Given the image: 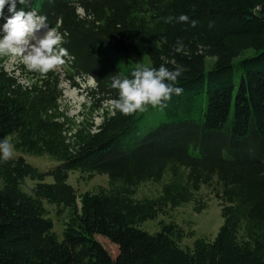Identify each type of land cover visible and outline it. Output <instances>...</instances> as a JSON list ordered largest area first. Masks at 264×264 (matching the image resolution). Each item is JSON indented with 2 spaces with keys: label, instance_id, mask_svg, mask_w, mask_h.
I'll use <instances>...</instances> for the list:
<instances>
[{
  "label": "trees",
  "instance_id": "1",
  "mask_svg": "<svg viewBox=\"0 0 264 264\" xmlns=\"http://www.w3.org/2000/svg\"><path fill=\"white\" fill-rule=\"evenodd\" d=\"M16 8L68 33L62 76L72 85L74 76L94 80L88 95L101 119L64 114L58 72L44 79L20 67L19 79L0 59V141L57 162L44 171L21 156L0 163V264H264V0H29ZM181 14L197 26L166 22ZM10 15L6 5L0 24ZM177 40L187 54L172 51ZM140 65L183 67L182 94L163 108L113 115L111 78H131ZM71 171L79 181L104 174L106 185L77 194ZM146 182L159 184L157 193L137 199ZM202 187L221 204L213 238L184 245L193 232L171 219L151 232L141 226L183 204L204 209ZM44 203L64 217L59 233ZM96 235L115 241V258Z\"/></svg>",
  "mask_w": 264,
  "mask_h": 264
},
{
  "label": "clouds",
  "instance_id": "2",
  "mask_svg": "<svg viewBox=\"0 0 264 264\" xmlns=\"http://www.w3.org/2000/svg\"><path fill=\"white\" fill-rule=\"evenodd\" d=\"M17 2L27 6L29 0H0V17L4 15L6 5L11 13L0 25V57L19 58L29 72L39 73L46 79L49 72L64 65L65 58L69 57L68 50L60 47L66 42L68 33L62 35L57 29L48 27L47 18L35 11L17 10ZM173 19L177 23H190L192 27L198 24L196 20L189 21L185 14L166 22L171 23ZM172 51L187 54L181 40H177ZM184 71L183 67L169 70L164 65L158 68L140 65L132 71L131 78L122 74L113 76L110 86L117 90L118 98L110 102L112 114L118 110L121 115L130 116L146 111L149 105L166 107L173 95L182 94L183 89L176 85ZM12 158V145L7 140L0 141V163H7Z\"/></svg>",
  "mask_w": 264,
  "mask_h": 264
},
{
  "label": "rangeland",
  "instance_id": "3",
  "mask_svg": "<svg viewBox=\"0 0 264 264\" xmlns=\"http://www.w3.org/2000/svg\"><path fill=\"white\" fill-rule=\"evenodd\" d=\"M80 14L82 12L77 11ZM2 25V24H0ZM1 66L11 74L17 76V78H21L20 67H24V64L21 62L19 58L12 57H0ZM26 69V68H25ZM27 70V69H26ZM60 74V76L69 74L68 67L64 63V65L60 66L55 70ZM74 85H72L68 80H66L62 76V80L60 86L62 89V98L59 100L61 109L64 114L70 119L78 122L83 119H86L87 122H93L94 124H98L100 122V113L99 110L95 107H92L91 102L89 100L88 90L94 87V80L90 77H72ZM22 82L25 80L22 79ZM11 145V144H10ZM13 148V147H12ZM21 156L27 163L35 166L41 171H44L50 167H53L57 164V162L47 155H31L27 153H20L19 151H15L13 149V157ZM77 172L71 171L68 173L67 183L73 186L76 193L79 194L86 190H90L96 188L97 186H105L107 182V176L104 174H96L91 176L86 180H78L76 178ZM45 181H51L50 178H45ZM27 182L30 181L27 180ZM159 184L155 183H142L137 186L135 191V197L137 199L143 196H153L157 193L159 189ZM200 193L206 198V206L204 209L199 211H193V206L191 203L183 204L179 207L174 208L169 211L170 215H159L153 220H147L141 226L147 231H154L157 228L158 222L160 220L168 221L169 219L173 220L182 227L185 231L192 230V234L184 236L182 239V244L191 245L192 241L197 237H206L213 238L216 235L218 228L221 225L222 218L220 216L221 204L220 202L210 196L207 190L202 187ZM48 209L50 215L53 218L54 228L58 233L61 231L63 216H54L53 210L51 206L45 204ZM96 240H98L111 255L115 258L116 251H118V246L115 241L110 238L96 235Z\"/></svg>",
  "mask_w": 264,
  "mask_h": 264
}]
</instances>
